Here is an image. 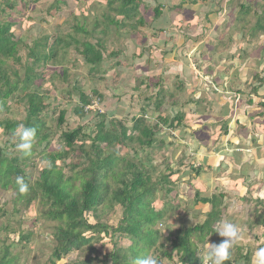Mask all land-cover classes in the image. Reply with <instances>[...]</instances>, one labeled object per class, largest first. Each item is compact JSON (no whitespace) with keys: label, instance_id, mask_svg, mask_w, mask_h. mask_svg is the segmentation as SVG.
Here are the masks:
<instances>
[{"label":"rangeland","instance_id":"obj_1","mask_svg":"<svg viewBox=\"0 0 264 264\" xmlns=\"http://www.w3.org/2000/svg\"><path fill=\"white\" fill-rule=\"evenodd\" d=\"M138 2L136 15L131 19H123L122 14H117L112 7L108 8L106 0H0V22L13 21L11 31L14 39L18 40L15 55L17 59L6 60L7 73L13 79V71H16L21 79L25 65L29 64L35 73L41 75L34 79L33 87L43 102L39 118L44 122V130L49 135L47 153L62 146L58 140L61 130L67 131L78 125H87L86 128L83 127L85 133H92L98 120L96 113L104 115L106 126L111 120L130 127L131 118L143 112L147 122L152 125L157 122L158 114H165L167 117L175 115L172 112L175 111L176 105L181 103L184 117L189 114L194 120H188L186 128H182L180 134L159 122L154 147H140L137 142L125 141L127 145L116 146L117 154L135 162L141 160L153 182H156L161 174L167 175L170 170L174 171L169 177V180L174 182L168 185L171 192L158 190L151 200V205L157 210L161 208L163 201H166V206L171 200L176 203L174 209L169 208L166 212V220L156 225L161 235L159 242H163L166 249L170 248V240L177 234L179 225L185 223L189 226L205 219L210 205L194 204L193 192L197 190L200 196L207 197H211L213 193L225 192L227 198L223 199L226 203V219L236 224L240 230V239L234 245L242 247L243 252L248 251L252 261L257 249L264 247V226L250 228L256 215L264 208V197L261 196L262 204L249 197V192L257 187L252 183L248 195L242 196L243 200L239 202L238 175H235L236 179L230 176L231 184H235V187H227L229 177L225 173L226 165L217 167L223 151L215 150L218 142L223 139V133L219 134L223 121L220 120L219 113L214 111L216 106L221 108L224 101L229 102L230 98L237 94L236 91H240L235 100L238 110L244 101L250 102L248 98L250 93L254 92L253 88H259L258 91L263 93V87L257 85L252 74L254 70L259 71L256 65L257 61H261L264 50V31H252V26L262 14L264 0ZM239 2L250 6V11L246 14L243 11L238 12ZM117 3H114L113 8ZM157 4L164 6L158 19L153 16V8L157 7ZM54 6L57 9H54ZM139 17H143L145 24L138 23ZM95 21L101 23L92 35H86L84 32L79 34L75 30L77 23L90 31ZM105 26L104 33H96ZM191 33L201 36L193 38ZM46 36L48 42L45 52L48 51L53 37L57 36L62 42L56 46L53 58L46 62L41 58L38 63L33 64L34 59L28 54L29 47H33L37 42L41 46ZM73 39H77L78 43L72 42ZM97 39L106 51L103 61L91 67L83 61L79 52L82 50V42H95ZM67 42L69 46L65 44ZM38 52L42 53V48H38ZM111 52H115V55H109ZM172 59L180 64L177 68L178 77L174 74L168 77L164 73L166 70L162 64L172 62ZM234 64H240V67H233ZM174 67L175 65L172 70L175 71ZM182 85L181 90L179 87ZM160 89L163 91H159ZM79 92H83L90 99V103L84 107L87 112L82 119L73 111V108L81 106ZM17 94L19 91L14 96ZM160 98L162 107L156 111L153 103ZM25 104L24 101L18 103L16 98L10 96L6 99V110H0V119L7 118L21 124L26 112ZM61 109L65 110L64 123L57 127V117ZM241 120L244 119L236 115L230 122L231 133L233 128L238 131ZM190 127L195 130L188 131ZM13 132L5 133L0 129V150L8 157L19 156L16 148L18 142ZM83 141V149L88 150L90 140L82 139L81 142ZM199 141L204 144L202 147L206 146L208 150L204 158L211 155V164L217 166L207 170L206 175L202 172L203 174L196 176L189 167L198 166L201 161V157L198 159V155L194 156L192 151L193 144L198 145ZM45 144L46 141L40 144L34 142L33 153L25 161V165L21 164V168L32 180H36L40 169L48 165V161L41 159L39 154ZM79 144L80 142L77 145ZM84 161V154L76 147V151L71 152L64 161L63 173L70 174V163H85ZM57 164L62 165L59 162ZM182 164L183 169H178ZM180 172H188L193 178L189 185L184 184L189 176L183 178ZM236 172L238 174L237 170ZM240 185L247 186L243 183ZM259 187L260 185L257 188ZM13 194L12 188H0L2 243L12 244L10 249L13 254H17L16 264H42L50 253V228L55 222L43 219L37 203L26 208L20 204L15 205L12 202ZM102 207V204L96 207V214L88 212V220L91 223L97 219L108 224L116 223L120 217L119 207L103 214ZM4 226L11 227L13 231L2 230ZM28 233L30 235L27 241H19L20 235ZM128 244V239L109 233L95 246L104 254L114 246L126 247ZM198 246L201 249L200 244ZM206 249L207 244L199 253L206 255ZM176 258L174 256L173 261L163 259L161 264H177ZM79 259L80 254L72 251L55 264H75ZM200 264L209 262L204 259Z\"/></svg>","mask_w":264,"mask_h":264},{"label":"trees","instance_id":"obj_2","mask_svg":"<svg viewBox=\"0 0 264 264\" xmlns=\"http://www.w3.org/2000/svg\"><path fill=\"white\" fill-rule=\"evenodd\" d=\"M197 0H191V3ZM115 2L117 6L113 8ZM10 7L11 4L6 3ZM108 8L117 13L122 14L123 19H131L136 15L139 9L138 0H106ZM160 4V3H159ZM153 8V16L158 19L162 14L163 5ZM238 4V12L243 11L245 14L250 11V6ZM54 9H57L54 6ZM237 12V11H236ZM153 19V18H152ZM155 19V20H156ZM240 20V19H238ZM112 21V20H110ZM242 21V20H241ZM117 21H114V23ZM13 21L0 22V110H6V99L10 96L16 98L18 103L24 101L25 116L21 124L25 126L35 127L37 130V138L35 144L46 141L44 148L39 152L41 159L48 161V165L41 168L38 178L32 180L24 170L21 164L25 165V161L29 159L33 153V146L30 153L25 155L19 152V156L8 157L0 150V188L7 190L12 188L14 194L12 202L23 207H28L33 203L40 206L39 212L46 221L55 222L50 228L51 249L46 261L42 264H55L56 261L64 258L72 251L80 254V259L75 264H133L138 257L145 255L154 256L162 263L163 259L173 261L176 256L177 264H200L206 257L201 255L202 247L208 243H220L224 238L215 233V227L219 222L226 219L225 200L226 194H211V197L200 196L198 191L193 193V203L201 205H210V210L205 214L202 222L186 226L185 223L179 225L177 234L170 240V248L166 249L164 243L159 242L161 237L156 225L166 220V212L169 208L174 209L176 203L171 200L166 206V201L162 202L161 208L158 210L151 205V200L155 193L165 189L170 193L174 182L169 180L170 174H161L156 182L150 178L148 170L144 168L141 160H130L125 156H119L117 145H127L125 141L137 142L140 147H154L156 141V131L159 130L158 123L165 125L167 128H175L179 126L184 118V113L178 111L176 115L167 117L159 114L158 120L154 124H149L145 119V114L135 115L131 118V126L127 127L119 121H108L105 124V117L101 113H96L98 120L96 121L92 133H85V126L60 131L58 135L59 143L62 145L58 150L46 152L49 146V135L44 130V122L39 118L42 110L43 102L41 96L33 87L35 78L40 77L39 73H35L32 65H25L23 78L19 79L16 71H13L14 78L11 79L6 68V60L10 58L17 59L16 47L18 40L14 39L11 26ZM94 26L90 31L79 25L75 26V30L84 32L86 35H92L101 22H93ZM119 23V22H118ZM121 23V21H120ZM119 23V24H120ZM139 24H145L143 17L138 18ZM74 27V26H73ZM258 33L264 31V8L262 14L252 26V31ZM104 29L100 28L96 33H104ZM44 42L39 46L38 42L33 47H29V56L33 57L34 63L51 59L56 54V46L61 44L62 40L57 36L53 37L52 42L45 52L48 37H44ZM72 42L78 43L77 39ZM69 46V43H65ZM48 45V44H47ZM38 48H42V53L38 52ZM105 48L99 39L95 42H82V50L79 54L83 61L91 67H95L103 61ZM115 52L109 55H115ZM240 56V55H239ZM234 57V56H232ZM261 61H257L256 69L253 71V80L262 85L264 82V50L262 51ZM263 68V70H261ZM32 86V87H31ZM179 89H183L180 86ZM256 93L257 88H253ZM19 91V94L15 95ZM237 93L240 91H236ZM235 96V94H234ZM79 100L81 106L73 108L74 113L82 119L87 110L84 107L90 103V99L83 92H79ZM233 96L229 102L222 106L221 113L228 116L234 105ZM260 106L264 109V100L260 101ZM162 99H158L153 103L154 109L159 111ZM65 110L61 109L57 117V127L64 123ZM175 122V123H174ZM20 122L12 121L7 118L0 119V129L5 133L13 132ZM222 127L219 134L226 133L224 126L225 121L221 123ZM218 134V135H219ZM89 139V149H83L84 141ZM18 142V140H17ZM80 142L79 145H77ZM34 144V143H33ZM76 147L84 154L85 163H70V174L65 175L62 171L63 164L76 151ZM62 165H58L57 163ZM65 166V165H64ZM191 168L195 175H198L201 168L198 166ZM147 170V171H146ZM17 176H23L25 182L29 185L27 194H21L15 183ZM189 176V175H186ZM189 176L184 184L189 185L192 181ZM78 182V183H77ZM165 186V187H164ZM162 188V189H159ZM258 201L262 204V201ZM103 205L101 212L115 211L116 207L120 209V217L114 224H108L96 220L91 223L88 220V212L96 214L95 210L98 205ZM23 209V208H22ZM1 211V210H0ZM101 214V215H102ZM264 226V208L260 214L256 215L251 227ZM4 231H13L9 226L1 228ZM112 233L119 238H126L129 244L126 247H112V249L101 254L95 244L98 243L105 235ZM30 233L20 235L19 241H27ZM201 249H199V245ZM12 244L6 245L0 238V264H16L17 254L11 252ZM100 255V256H99ZM225 264H251V256L248 251L242 250V247L235 246L230 249V260Z\"/></svg>","mask_w":264,"mask_h":264},{"label":"crops","instance_id":"obj_3","mask_svg":"<svg viewBox=\"0 0 264 264\" xmlns=\"http://www.w3.org/2000/svg\"><path fill=\"white\" fill-rule=\"evenodd\" d=\"M191 36L193 38L194 37L198 38L201 35L200 34L197 35V33H194V34L191 33ZM172 60H173L172 62L162 64V65H164V68L166 70V71L164 70L165 71L164 73L168 77L172 74H174L175 77H178L179 75L177 74V68L180 64L176 63L174 61V59H172ZM174 65H175V67H174L175 71L172 70ZM235 65L240 67V64H234L233 67H236ZM193 71H195V69H193ZM194 78H196V77H194ZM197 81H198V78H197ZM189 84H190V82H189ZM259 87H263L262 88L263 93H260V91H258L259 88H257L256 93H250L249 98H248L250 102L244 101L245 103L240 104L241 109H239V110L237 109L238 105L235 102L236 95H238V93L235 94V96H233L234 100L232 103L234 105V109H232V111L229 113L228 116H225L224 114L221 113L222 107L218 109V107L216 106V108L218 110L215 108L214 112L219 113L218 115L221 117L220 120L223 122L225 121V123H226V125L224 126V128H225L224 130H226V133L223 134L222 141L218 142L219 144L216 146V149H215V150H217V152L223 151L222 154H220V156H219L218 166L214 163L211 164L212 163L211 161L213 160V157L210 158L211 155L204 158L206 155V152L208 150H207L206 146L202 147L204 144L202 145V143L200 141H199L198 145L197 144L195 145L194 150H192L194 153V156L198 155V159H199V157H201L200 158L201 161L199 160L200 163H198L199 164L198 166L201 168V171L199 174H201L203 172L204 175H206V173L209 171V169H213L214 166L219 167L221 165L222 167H225V165H226V172L225 173H227L228 177H229L227 180V187H231V186L235 187V184H233V185L231 184L230 176L233 179H236L234 177H235V175H238L237 177L239 179V183H238L239 184V187H238L239 192H237V195L239 197V202L241 200H243L242 196L248 195V190L250 189L252 183H253V185L256 184L257 187L260 185V187H259V189L256 187V189L249 192V197L251 196L255 200H260V201L262 199L261 196L264 197V109L260 106V103H259L260 101L264 100V82ZM159 91L162 92L163 90L160 89ZM158 92H157V94H158ZM176 102L179 103L180 101L176 100ZM223 103L225 105L226 102L224 101ZM230 103L231 102H229V106H230ZM174 104H175V102H174ZM180 104L176 105L175 111L173 110V112H172L175 115L177 114V112L179 110L184 112L182 110V107ZM161 107L162 106H160L159 110H161ZM236 115L238 117H242L244 120L240 121L241 125H239L240 128L238 129V131H234L235 128L232 129V133H233L232 134L231 131L229 130L230 129L229 124H230V122H232L234 117H236ZM164 116H165V114H164ZM188 120L193 122L194 118L189 116V114H187V117L185 116L183 118V120L179 126H176L175 128H170V129L174 130V131L178 132V134H180L182 132L181 129L186 126L185 124L187 123ZM238 121L239 120L237 119L236 122H238ZM219 122H218V124H219ZM188 126H189V124H188ZM190 130L191 131L195 130V128L190 127V129L188 131H190ZM240 130H242V132H240ZM177 136H179V135H177ZM193 146H194V144H193ZM196 161H198V160H196ZM183 167H184V165L182 164V165H180V167L178 169H183ZM236 170L238 171V174H236L237 173ZM186 171H188V170H186ZM180 173L183 175V178H185L186 175H189L188 172H180ZM198 175H196V176H198ZM225 178H227V177H225ZM240 183L247 184V186L245 187V185H240ZM220 193H225V192H220ZM224 198H227V195ZM209 210H210V206H209ZM225 212H226V209H225ZM250 228H251V226H250Z\"/></svg>","mask_w":264,"mask_h":264},{"label":"clouds","instance_id":"obj_4","mask_svg":"<svg viewBox=\"0 0 264 264\" xmlns=\"http://www.w3.org/2000/svg\"><path fill=\"white\" fill-rule=\"evenodd\" d=\"M18 140L16 148L21 153L27 155L37 138V130L35 127L25 126L20 124L13 132ZM195 147V145L193 146ZM18 186V191L21 194H27L29 191V185L25 182L23 176H17L15 180ZM220 237L224 239L216 243H207L206 260L209 264H225L230 260V249L235 242L240 239V230L238 226L227 219L222 220L217 224L214 230ZM133 264H160V261L154 257L145 255L138 257L133 261ZM251 264H264V247L258 248L254 253Z\"/></svg>","mask_w":264,"mask_h":264}]
</instances>
